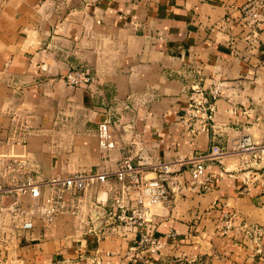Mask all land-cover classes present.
Listing matches in <instances>:
<instances>
[{
	"label": "crops",
	"instance_id": "crops-1",
	"mask_svg": "<svg viewBox=\"0 0 264 264\" xmlns=\"http://www.w3.org/2000/svg\"><path fill=\"white\" fill-rule=\"evenodd\" d=\"M263 0H0V158L29 161L28 173L50 179L114 172L132 145L134 163H171L168 198L151 222L111 228L106 214L122 195L110 177L82 192L81 215L60 214L31 230L5 216L0 264H257L264 248V173L235 148L248 135L264 142V14L246 24L244 6ZM80 67L88 86L64 76ZM220 85L216 121L193 134L184 122L192 85ZM29 132L13 135V114ZM110 123L115 147L104 149L99 125ZM19 138L24 141L19 142ZM205 159L208 188L190 163ZM28 206L29 195L20 196ZM127 204L134 205L132 200ZM12 197L4 199L8 204ZM233 228L221 232L227 216ZM260 228V233L246 232ZM93 227V228H92ZM144 231L158 251L137 248ZM257 240V241H256Z\"/></svg>",
	"mask_w": 264,
	"mask_h": 264
},
{
	"label": "built area",
	"instance_id": "built-area-1",
	"mask_svg": "<svg viewBox=\"0 0 264 264\" xmlns=\"http://www.w3.org/2000/svg\"><path fill=\"white\" fill-rule=\"evenodd\" d=\"M244 11L246 24L257 22L260 15L264 14V0L253 4L249 2L244 6ZM64 80L70 86L83 87L90 85L93 77L88 71L75 67L68 71ZM219 94L220 85L215 83L210 87H205L199 82L192 85L183 120L193 134L208 132L214 127L215 101ZM12 122L14 136L21 132H29L30 121L20 112L13 114ZM98 136L102 148L115 147L114 135L108 121L99 125ZM18 141L24 140L19 138ZM234 145L241 153L244 164L250 166V170H262L264 173V142H254L250 136L244 135L237 139ZM134 150L132 145L125 148V155L114 172H77L50 179H38L29 174L30 164L26 158H0V232L4 228L6 215L20 221L22 229L31 230L35 219H42L50 224L60 214L81 215L85 205L95 209L97 206L86 201L82 197V192L92 184L112 176L120 181L122 195L115 198L114 209L106 214L107 224L111 228L122 225L146 226L145 223L151 222V206L168 198L175 175L171 163L160 159L147 165L134 163ZM226 153L221 146L213 145L204 155L178 161L190 163L192 180L208 188L211 178L204 176L203 160H222ZM23 195L32 198V203L28 206L20 199ZM8 197H12L13 201L5 204L4 199ZM125 199L132 200L135 204H127ZM246 227V232L250 235L251 232L260 233V228ZM232 228L233 215H230L226 217L221 232L227 234ZM160 247L161 243L150 231H144L138 240L137 248L156 252ZM257 252L261 255V260H258L257 264H264V248H258Z\"/></svg>",
	"mask_w": 264,
	"mask_h": 264
}]
</instances>
